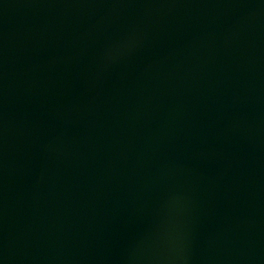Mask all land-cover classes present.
I'll use <instances>...</instances> for the list:
<instances>
[{"label": "water", "instance_id": "obj_1", "mask_svg": "<svg viewBox=\"0 0 264 264\" xmlns=\"http://www.w3.org/2000/svg\"><path fill=\"white\" fill-rule=\"evenodd\" d=\"M0 264H264V0H0Z\"/></svg>", "mask_w": 264, "mask_h": 264}]
</instances>
